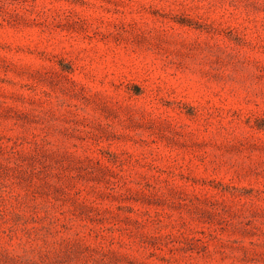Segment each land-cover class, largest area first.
Segmentation results:
<instances>
[{"label":"rangeland","instance_id":"1","mask_svg":"<svg viewBox=\"0 0 264 264\" xmlns=\"http://www.w3.org/2000/svg\"><path fill=\"white\" fill-rule=\"evenodd\" d=\"M0 264H264V0H0Z\"/></svg>","mask_w":264,"mask_h":264}]
</instances>
